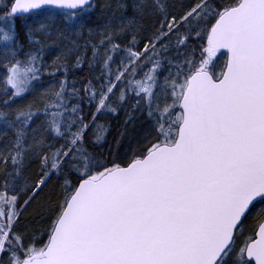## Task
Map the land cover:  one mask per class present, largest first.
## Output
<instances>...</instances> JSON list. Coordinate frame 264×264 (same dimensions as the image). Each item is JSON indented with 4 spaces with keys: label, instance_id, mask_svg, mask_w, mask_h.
Returning <instances> with one entry per match:
<instances>
[{
    "label": "snow or ice",
    "instance_id": "obj_1",
    "mask_svg": "<svg viewBox=\"0 0 264 264\" xmlns=\"http://www.w3.org/2000/svg\"><path fill=\"white\" fill-rule=\"evenodd\" d=\"M0 264H264V0H0Z\"/></svg>",
    "mask_w": 264,
    "mask_h": 264
},
{
    "label": "trees",
    "instance_id": "obj_2",
    "mask_svg": "<svg viewBox=\"0 0 264 264\" xmlns=\"http://www.w3.org/2000/svg\"><path fill=\"white\" fill-rule=\"evenodd\" d=\"M112 126H113V131L111 132V134L108 136V142L112 141V137L115 135V129L117 128L118 124L117 121L113 120L112 121Z\"/></svg>",
    "mask_w": 264,
    "mask_h": 264
}]
</instances>
